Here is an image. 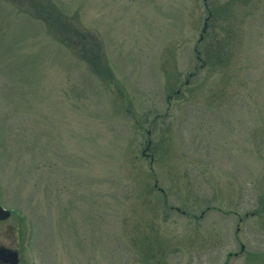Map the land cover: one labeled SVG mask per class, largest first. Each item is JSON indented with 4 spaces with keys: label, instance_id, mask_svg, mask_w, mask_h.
Returning a JSON list of instances; mask_svg holds the SVG:
<instances>
[{
    "label": "rangeland",
    "instance_id": "obj_1",
    "mask_svg": "<svg viewBox=\"0 0 264 264\" xmlns=\"http://www.w3.org/2000/svg\"><path fill=\"white\" fill-rule=\"evenodd\" d=\"M0 205L18 264H264V0H0Z\"/></svg>",
    "mask_w": 264,
    "mask_h": 264
},
{
    "label": "water",
    "instance_id": "obj_2",
    "mask_svg": "<svg viewBox=\"0 0 264 264\" xmlns=\"http://www.w3.org/2000/svg\"><path fill=\"white\" fill-rule=\"evenodd\" d=\"M11 212L0 206V220H6L10 217ZM18 252L5 246H0V264H18Z\"/></svg>",
    "mask_w": 264,
    "mask_h": 264
}]
</instances>
